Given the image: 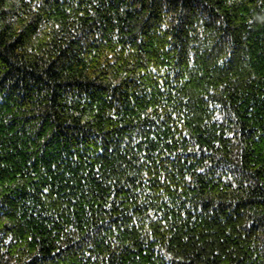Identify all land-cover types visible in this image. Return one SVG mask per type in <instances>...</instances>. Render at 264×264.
<instances>
[{
	"label": "trees",
	"instance_id": "obj_1",
	"mask_svg": "<svg viewBox=\"0 0 264 264\" xmlns=\"http://www.w3.org/2000/svg\"><path fill=\"white\" fill-rule=\"evenodd\" d=\"M0 264H264V0H0Z\"/></svg>",
	"mask_w": 264,
	"mask_h": 264
}]
</instances>
